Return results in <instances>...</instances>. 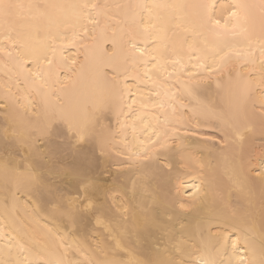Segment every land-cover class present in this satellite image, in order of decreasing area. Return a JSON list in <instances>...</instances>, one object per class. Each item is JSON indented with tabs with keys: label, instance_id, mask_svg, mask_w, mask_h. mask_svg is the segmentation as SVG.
Instances as JSON below:
<instances>
[{
	"label": "snow or ice",
	"instance_id": "obj_1",
	"mask_svg": "<svg viewBox=\"0 0 264 264\" xmlns=\"http://www.w3.org/2000/svg\"><path fill=\"white\" fill-rule=\"evenodd\" d=\"M53 21L66 31L52 34ZM42 30L49 35L44 52L37 54L28 41ZM109 39L112 55L96 69L104 82L99 102L90 109L49 107L42 89L66 88L67 79L62 82L56 71L77 63L64 48L88 52ZM0 56L22 70L31 61L35 70H27L28 82L45 99L43 121L27 106L23 115L11 117L7 110L15 97L10 88L0 103L10 124L0 133L5 192L15 188L30 197L47 195L51 215L66 229L63 235L57 234L59 228L48 229L45 239L29 236L27 243L0 246V264H264V0H0ZM104 68L111 69L110 79ZM131 73L139 82L152 83L149 96L163 99L139 94L129 101L135 94L123 81ZM124 107L133 109L142 126L137 135L136 121L129 125L125 116L122 133L126 138L124 130L131 127L133 139L122 141L124 147L115 152L123 157L116 164L139 178L132 181L131 197L126 185L102 190L89 176L101 160L112 159L115 135L101 122L105 112L119 120ZM148 107L159 111H141ZM204 127L219 135L200 134ZM88 144L94 145L91 152L84 147ZM12 148L24 152L22 164L14 161ZM197 149L215 150L222 174L211 166L205 172ZM192 175L200 183L190 185L193 192L186 200L189 185L183 177ZM69 178L80 185L75 198H65L59 189ZM138 188L155 195L137 201ZM189 218L195 223L183 222ZM89 219L108 236L101 234L94 244L77 239L71 230ZM159 233L167 241L150 244ZM241 247L248 256L240 254Z\"/></svg>",
	"mask_w": 264,
	"mask_h": 264
},
{
	"label": "bare ground",
	"instance_id": "obj_2",
	"mask_svg": "<svg viewBox=\"0 0 264 264\" xmlns=\"http://www.w3.org/2000/svg\"><path fill=\"white\" fill-rule=\"evenodd\" d=\"M51 2L56 3H65L71 4L76 3L77 0H51ZM104 2V0H101ZM108 3H127L130 0H107ZM189 3H200L204 0H188ZM218 4H231L233 0H215ZM220 12V9H217V13ZM113 26H116L114 22ZM66 29L62 24H58L56 21H53L51 25V33L55 34L57 32H64ZM49 35L48 32L42 30L38 37L28 41L29 48L35 50L37 54H42L44 52V45L46 42V37ZM112 33L109 31L107 37L111 38ZM236 43H242L240 38H236ZM113 45L110 41L101 42L98 47L91 49L88 52H85L83 47L77 49L76 47H65L64 55L71 58H74L77 63L72 65L70 62L64 66L61 65L56 71V76L60 78L63 82L65 79L68 81V86L61 89L60 86L54 85L50 89H42V91H47L48 96L46 103L49 107L59 109L61 107L67 109L69 107H88L91 108L94 102H99L101 89L104 87V82L102 77H98L96 69L98 66L105 63L108 58L112 55ZM49 55H51L49 53ZM257 57L259 53H256ZM35 58L34 56L32 57ZM191 63H195L193 60ZM46 67V66H45ZM27 70H35V65L31 61L25 62L23 64V70L17 65L14 61L8 60L6 57L0 56V103L4 102V97L8 88L11 89V93L15 97V102L9 101L10 107L7 110L11 117H18L23 115L25 112V106L28 107L29 113L36 112L40 113V120L43 121V112L45 108V99L41 96H38L33 90L32 85L28 82L31 78L28 77ZM103 71L108 72L109 79L111 76V69L104 68ZM144 68L140 66L139 74L143 76ZM155 74V73H154ZM135 73H131L129 78L124 83L131 85V92L135 95L128 97L127 99H139L140 95L147 97V99L152 101H158L163 99V97H157L155 95L149 96V92L153 89V85L150 82H139L133 79ZM27 78V79H26ZM74 82V83H73ZM173 85L175 81H170ZM175 91V88L172 89ZM212 91L215 93V85L212 86ZM217 101L218 97L213 96ZM133 109H139V105H133ZM133 109L124 107L123 115L117 116L111 112H105L104 118L102 119V124L111 129V132L115 135V141L112 143V159L108 160L107 163L104 160H101L98 166L94 167L93 170L89 173L90 178L95 181V183L102 189H110L114 184L126 185L128 189V196H132V181L138 180V176L132 174V170L127 168L120 167L116 164L117 160H122L123 157L115 155L116 150L124 147L122 141H131L133 139L132 129L129 127L124 130L127 132V137L122 133L121 124L125 121V116H127V122L129 125L135 120L138 125L137 135L140 134L139 128L142 127L139 125V120H136V116L133 112ZM5 109L0 107V133L6 127H9V121L5 120ZM144 113H153L158 112L159 109L148 107L142 109ZM146 121H152L155 123L151 115H145L142 117ZM29 119L36 121L37 117L29 115ZM198 132L202 135H219L214 128L204 127L198 129ZM86 151L91 152L94 148V145L88 144L84 146ZM13 159L16 163H23L24 152L19 149L12 148ZM98 154V149L96 150ZM198 155L197 159L204 165V171H209V166L215 168L218 174H222L223 164L218 161L215 150L205 149V150H196ZM0 155H4L2 146H0ZM121 173H126L127 175H120ZM189 185L186 187V195L184 199H188L190 194L193 192V188L190 185L195 182L196 184L200 183V179L196 178L195 175L184 176L183 177ZM59 189L64 194L65 198H75L79 196L80 185L75 179H66L59 183ZM5 195L8 196V199L5 200ZM102 195V193H100ZM112 195V193H110ZM155 193H152L151 190H145L144 188H138L136 192V200L139 201L141 198H147ZM13 196L15 198H13ZM123 198V197H122ZM50 197L47 195L41 196L39 194H33L31 197L23 190L16 191L15 188L12 189L11 193H6L2 178H0V229H3V239H0V246H3L6 243H27L29 236H34L37 239H45L47 237V230L52 229L53 232L57 228L60 229L58 235H63L66 230L60 218H53L51 215L52 207L50 203ZM184 223H195L194 218H189L183 221ZM257 225H259V217H257ZM177 228L179 225L177 224ZM77 239H83L86 243L94 244L95 240L101 237V234L108 236L107 232L95 224L94 219H89L85 225L72 229L71 230ZM232 238H235V234H232ZM164 243L167 241V236L163 233H159L154 237H151L149 240L150 244L155 245L157 241ZM255 247L257 257L259 256V228L254 234ZM108 243L113 241L109 238ZM231 252V249H229ZM242 256H248L249 253H246L241 247ZM227 259V257H225Z\"/></svg>",
	"mask_w": 264,
	"mask_h": 264
}]
</instances>
